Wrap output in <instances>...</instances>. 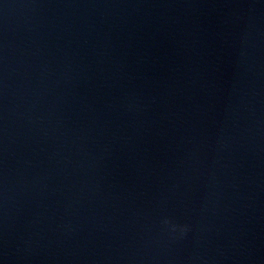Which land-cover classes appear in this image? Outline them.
<instances>
[{
    "label": "water",
    "instance_id": "1",
    "mask_svg": "<svg viewBox=\"0 0 264 264\" xmlns=\"http://www.w3.org/2000/svg\"><path fill=\"white\" fill-rule=\"evenodd\" d=\"M0 264H264V0H0Z\"/></svg>",
    "mask_w": 264,
    "mask_h": 264
}]
</instances>
